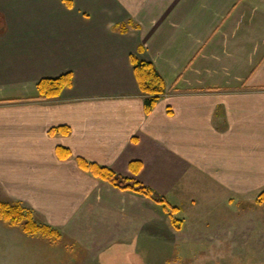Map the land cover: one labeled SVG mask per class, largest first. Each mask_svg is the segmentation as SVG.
Here are the masks:
<instances>
[{"label":"crops","instance_id":"crops-1","mask_svg":"<svg viewBox=\"0 0 264 264\" xmlns=\"http://www.w3.org/2000/svg\"><path fill=\"white\" fill-rule=\"evenodd\" d=\"M70 2L0 0V198L84 247L197 244L165 233L161 204L76 158L144 183L174 215L192 212L202 187L234 200L259 194L264 0ZM131 58L152 63L166 86L149 114ZM68 72L59 97L37 98L41 79ZM60 125L69 133L49 132Z\"/></svg>","mask_w":264,"mask_h":264},{"label":"rangeland","instance_id":"rangeland-1","mask_svg":"<svg viewBox=\"0 0 264 264\" xmlns=\"http://www.w3.org/2000/svg\"><path fill=\"white\" fill-rule=\"evenodd\" d=\"M214 191L199 188L192 212L183 205L185 213L173 215L180 220L179 229L167 215L165 233L194 239L195 245H173L177 240L170 243L167 237L165 246L144 239L128 246L82 247L61 232L57 239L26 234L0 217V264H264V202L258 201L259 194L234 200Z\"/></svg>","mask_w":264,"mask_h":264},{"label":"trees","instance_id":"trees-1","mask_svg":"<svg viewBox=\"0 0 264 264\" xmlns=\"http://www.w3.org/2000/svg\"><path fill=\"white\" fill-rule=\"evenodd\" d=\"M63 1L67 6L71 5L70 0ZM131 63L139 92L143 97L144 113L149 114L166 92L164 80L152 63L141 61L136 58H131ZM71 85L72 75L69 72L53 78H43L37 84V98L42 100L57 98L65 88H68ZM69 130L68 126L60 125L52 127L49 132H59L65 135L69 133ZM57 153L64 158L69 157L71 154L69 149L65 147H58ZM76 161L81 169L89 172L94 177L106 181L116 188L141 194L161 204L169 212L173 227L175 229L180 228V220L173 216L179 208L170 205L164 197H156L153 190L144 183L136 179L122 176L107 166L87 161L83 157H77ZM132 164H134V162H131V166H133ZM136 164L139 165V163ZM138 165L137 168H133L135 172L138 171ZM258 201L264 202V190L259 193ZM0 217L11 224L20 226L26 234H38L54 239L60 238L59 230L47 224L36 222L32 216V211L23 207L20 202L0 201Z\"/></svg>","mask_w":264,"mask_h":264}]
</instances>
